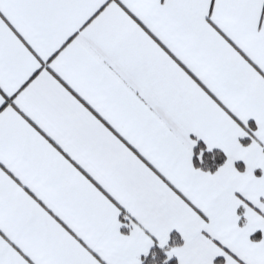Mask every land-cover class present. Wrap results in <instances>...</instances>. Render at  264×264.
Returning a JSON list of instances; mask_svg holds the SVG:
<instances>
[{
	"label": "snow or ice",
	"instance_id": "6c2138e0",
	"mask_svg": "<svg viewBox=\"0 0 264 264\" xmlns=\"http://www.w3.org/2000/svg\"><path fill=\"white\" fill-rule=\"evenodd\" d=\"M0 264H264V0H0Z\"/></svg>",
	"mask_w": 264,
	"mask_h": 264
}]
</instances>
